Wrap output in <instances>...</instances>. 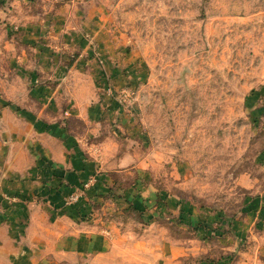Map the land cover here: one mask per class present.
Returning <instances> with one entry per match:
<instances>
[{"label": "rangeland", "instance_id": "obj_1", "mask_svg": "<svg viewBox=\"0 0 264 264\" xmlns=\"http://www.w3.org/2000/svg\"><path fill=\"white\" fill-rule=\"evenodd\" d=\"M98 2L96 38L31 58L68 80L66 147L109 166L80 222L115 242L86 264H264V0Z\"/></svg>", "mask_w": 264, "mask_h": 264}, {"label": "crops", "instance_id": "obj_2", "mask_svg": "<svg viewBox=\"0 0 264 264\" xmlns=\"http://www.w3.org/2000/svg\"><path fill=\"white\" fill-rule=\"evenodd\" d=\"M98 4L0 0V57L11 59L5 70L12 72L0 75V104L12 103L0 106V264H86L112 253V236L80 222L93 215L110 185L109 166L93 160L77 138L66 147L61 126L54 124L69 113L60 105L72 99L64 96L68 80L42 78L40 73L56 74L62 67L31 59L32 53L57 56L69 40L81 43L84 34L96 38L89 27L101 21ZM83 9L93 14L81 15ZM138 203L134 199V208L143 212ZM104 228L120 231L108 223Z\"/></svg>", "mask_w": 264, "mask_h": 264}, {"label": "built area", "instance_id": "obj_3", "mask_svg": "<svg viewBox=\"0 0 264 264\" xmlns=\"http://www.w3.org/2000/svg\"><path fill=\"white\" fill-rule=\"evenodd\" d=\"M76 200H77L76 197H72V198H70V201H71V202L76 201Z\"/></svg>", "mask_w": 264, "mask_h": 264}]
</instances>
